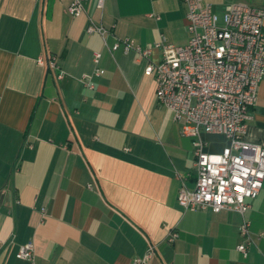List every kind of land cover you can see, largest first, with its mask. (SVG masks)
Instances as JSON below:
<instances>
[{"label": "crops", "instance_id": "1", "mask_svg": "<svg viewBox=\"0 0 264 264\" xmlns=\"http://www.w3.org/2000/svg\"><path fill=\"white\" fill-rule=\"evenodd\" d=\"M203 1L219 17L233 5L259 6ZM97 2L73 18L68 0H0V264H30L15 257L28 242L33 264H131L150 246L148 264H264V187L245 215L251 242L243 258L238 214L178 205L181 183H195L192 139L156 102L146 61L109 51L128 39L151 47L158 63L156 44L187 43L184 5L102 0L98 9ZM91 22L104 37L87 34ZM42 57L54 58L59 71L39 65ZM96 68L104 74L87 89ZM201 137L219 152L226 145ZM245 140L264 144V79ZM172 231L178 237L169 244Z\"/></svg>", "mask_w": 264, "mask_h": 264}, {"label": "built area", "instance_id": "2", "mask_svg": "<svg viewBox=\"0 0 264 264\" xmlns=\"http://www.w3.org/2000/svg\"><path fill=\"white\" fill-rule=\"evenodd\" d=\"M88 0H68L66 12L77 18L84 12ZM186 9L187 43L180 46L159 43L158 63L150 61L151 47L142 49L132 41H116L110 48L124 54L132 52L146 61L144 74L153 77L155 100L180 124L182 136L192 139L195 183L192 189L181 183L177 203L189 212L209 211L218 214L234 212L241 217L239 234L245 243L237 251L246 258L251 242L249 223L245 218L250 201L264 187V144L245 140L246 123L256 104L259 85L264 79V0L259 6L233 5L221 17L203 0H178ZM98 0L97 8H102ZM88 35L104 37L102 26L92 22ZM100 54L93 57L97 65ZM37 63L59 71L54 58H39ZM104 71L96 68L87 78L85 87L93 89L94 78ZM61 74H57V79ZM202 134L224 138L220 152L205 150ZM264 234H259L261 238ZM178 235L172 231L166 242L172 244ZM2 246L0 245V252ZM155 248L131 264H148ZM264 254V252H262ZM31 242L19 246L16 259L33 264Z\"/></svg>", "mask_w": 264, "mask_h": 264}, {"label": "rangeland", "instance_id": "3", "mask_svg": "<svg viewBox=\"0 0 264 264\" xmlns=\"http://www.w3.org/2000/svg\"><path fill=\"white\" fill-rule=\"evenodd\" d=\"M205 141V140H204ZM205 142H207V141H205ZM208 144V147H209V151H211V152H216V151H218V148H219V145L218 144H211L210 142H207ZM210 148L212 149V150H210ZM219 152V151H218Z\"/></svg>", "mask_w": 264, "mask_h": 264}]
</instances>
